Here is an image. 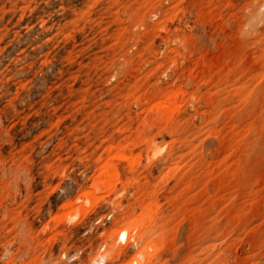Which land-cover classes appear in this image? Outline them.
I'll return each mask as SVG.
<instances>
[{"label":"rangeland","instance_id":"rangeland-1","mask_svg":"<svg viewBox=\"0 0 264 264\" xmlns=\"http://www.w3.org/2000/svg\"><path fill=\"white\" fill-rule=\"evenodd\" d=\"M134 262L264 264V0H0V264Z\"/></svg>","mask_w":264,"mask_h":264},{"label":"bare ground","instance_id":"bare-ground-1","mask_svg":"<svg viewBox=\"0 0 264 264\" xmlns=\"http://www.w3.org/2000/svg\"><path fill=\"white\" fill-rule=\"evenodd\" d=\"M164 109V108H163ZM162 109V110H163ZM160 110V109H159ZM161 111V110H160ZM109 165V164H108ZM143 225L142 224H139L138 222H134L133 224L127 226L124 230H122L119 234V240L122 241V242H126L128 239H129V232L131 230H134V229H139L141 228ZM145 227V226H144ZM133 264H139L138 262H134Z\"/></svg>","mask_w":264,"mask_h":264}]
</instances>
